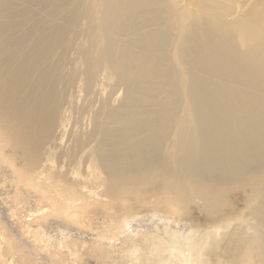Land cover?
<instances>
[{
  "label": "bare ground",
  "instance_id": "obj_1",
  "mask_svg": "<svg viewBox=\"0 0 264 264\" xmlns=\"http://www.w3.org/2000/svg\"><path fill=\"white\" fill-rule=\"evenodd\" d=\"M197 1L0 0V264H264V0ZM96 197L170 212L57 219Z\"/></svg>",
  "mask_w": 264,
  "mask_h": 264
},
{
  "label": "rangeland",
  "instance_id": "obj_2",
  "mask_svg": "<svg viewBox=\"0 0 264 264\" xmlns=\"http://www.w3.org/2000/svg\"><path fill=\"white\" fill-rule=\"evenodd\" d=\"M252 1L254 0H233V4H236L235 7L237 6L238 10L240 8H245L247 7ZM198 3L197 0H185V4L189 5L190 7L194 8L195 5ZM55 165V164H54ZM53 165V166H54ZM95 162H91L86 169L84 170L82 167H79L75 170V173L73 175V178H75L78 181H83V182H90L92 183L93 187L91 188L93 191V195L97 193V191H100V187L98 186V183H101L103 181V175L101 174L100 170L96 167ZM56 167V165H55ZM94 167V168H93ZM18 169V168H17ZM19 170V169H18ZM93 170V171H92ZM77 172V173H76ZM100 172V173H99ZM96 177V178H95ZM87 178V179H85ZM91 178V179H90ZM97 180V181H96ZM22 182L23 184L26 185L28 188V191L31 194H34L40 198V193L37 191V183L38 179H36L35 175L32 173L30 175H23L22 176ZM66 185L65 183H61V186ZM71 191L75 190V187H71ZM43 192H47L50 196H53L52 192L50 193L49 190H43ZM239 193L233 194L232 196H227L225 199L226 203H229L230 201H235L236 203V209L239 211L243 208L242 205V197ZM48 198H50L48 196ZM230 200V201H229ZM25 201L24 198L21 199V204H23ZM58 201V200H56ZM103 202V199L101 198H94L91 201L88 202H79V209L76 207L74 209L69 210L67 208L66 204H63L59 207L61 210V213H71L75 212L78 215V218H72L70 216H58V220L62 222H69L74 224V226L82 227L85 229V232L89 234V238H92L93 236L96 237L98 229L103 231L102 224L106 221L109 222V220H122L123 217L126 215H129L130 212H145V211H161V212H170L167 207V200L165 197H162L161 201L157 204H152L149 203L147 205H140V204H134L132 206H127L124 205L122 201H114L108 205L105 204H100ZM166 203V204H165ZM77 204V203H76ZM177 216L188 221V224L191 225L190 223H194L195 226H206L208 223L215 222V221H222L224 218L223 215H218V216H213L209 212L201 211L194 207L191 211H178L176 212ZM145 216L141 215L142 219L146 218L147 216L150 218L152 214H144ZM137 219V218H136ZM28 218H25V221H27ZM105 222V223H106ZM88 240V239H87ZM6 243V241H5ZM4 246L3 242L0 240V249L1 247ZM47 260H44L42 264H75L74 263V258L72 257H66L63 255V257L58 260L54 255L50 256L49 258L46 257ZM90 264H93L92 262Z\"/></svg>",
  "mask_w": 264,
  "mask_h": 264
}]
</instances>
